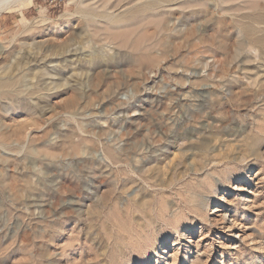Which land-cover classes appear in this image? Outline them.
<instances>
[{"label": "rangeland", "instance_id": "1", "mask_svg": "<svg viewBox=\"0 0 264 264\" xmlns=\"http://www.w3.org/2000/svg\"><path fill=\"white\" fill-rule=\"evenodd\" d=\"M0 79V264H264V0H25Z\"/></svg>", "mask_w": 264, "mask_h": 264}, {"label": "bare ground", "instance_id": "2", "mask_svg": "<svg viewBox=\"0 0 264 264\" xmlns=\"http://www.w3.org/2000/svg\"><path fill=\"white\" fill-rule=\"evenodd\" d=\"M23 1L25 0H0V13L11 9L18 4H21ZM9 83V81H3L0 79V87H3Z\"/></svg>", "mask_w": 264, "mask_h": 264}]
</instances>
